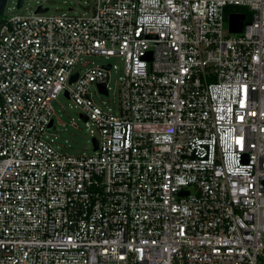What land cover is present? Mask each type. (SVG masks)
<instances>
[{
    "label": "built area",
    "instance_id": "obj_1",
    "mask_svg": "<svg viewBox=\"0 0 264 264\" xmlns=\"http://www.w3.org/2000/svg\"><path fill=\"white\" fill-rule=\"evenodd\" d=\"M89 56L122 61L116 112L89 88L118 65L74 73ZM62 92L90 154L47 135ZM0 264H264V0L3 15Z\"/></svg>",
    "mask_w": 264,
    "mask_h": 264
},
{
    "label": "rangeland",
    "instance_id": "obj_2",
    "mask_svg": "<svg viewBox=\"0 0 264 264\" xmlns=\"http://www.w3.org/2000/svg\"><path fill=\"white\" fill-rule=\"evenodd\" d=\"M17 0H9L5 10L4 16L10 14H22L27 15L33 12L38 4H42L43 8H48L49 14H79L84 12V6L86 3H90L91 0H24L23 4L19 8L11 9ZM237 9L238 11L244 8L232 7L228 11ZM87 60L93 61L94 65H102L106 63H112L118 65L117 70H111L110 72V86L111 90L107 96H101L98 94L96 86L91 85L89 91L93 98L99 102V98L105 100L109 106L112 107V111L116 112V106L119 99V77L122 73V61L117 57H110L109 59L103 56H89L83 57L81 62H78L73 72H83L90 64L82 65ZM54 113L52 115L53 125L47 131L49 138L56 136L54 146H59V151H64L69 154H81L92 153L93 143L92 136L85 125L84 119L80 116L81 109L74 105L72 99L68 98L63 92L57 95L56 98L51 101Z\"/></svg>",
    "mask_w": 264,
    "mask_h": 264
},
{
    "label": "water",
    "instance_id": "obj_3",
    "mask_svg": "<svg viewBox=\"0 0 264 264\" xmlns=\"http://www.w3.org/2000/svg\"><path fill=\"white\" fill-rule=\"evenodd\" d=\"M7 0H0V16L3 14L4 12V8L6 5ZM23 3V0H17V8L21 7ZM48 8H43L41 5H38L35 9V12H45L47 11ZM244 19H245V15L243 13H234V14H229L228 15V26H229V31L233 32V33H238L242 30L243 27V23H244ZM0 25H1V17H0ZM108 65L105 66L106 69H108ZM77 78V74H74L73 76H71L69 83H72L73 81H75ZM100 87L103 89V85H100ZM104 90V89H103ZM105 92V90H104ZM66 96H68L67 92L64 93ZM80 116L85 120L86 117L83 114H80ZM52 122H50L49 125H51ZM92 143H93V148L96 149L97 148V141L93 138L92 139ZM182 193H186L187 192H182Z\"/></svg>",
    "mask_w": 264,
    "mask_h": 264
},
{
    "label": "trees",
    "instance_id": "obj_4",
    "mask_svg": "<svg viewBox=\"0 0 264 264\" xmlns=\"http://www.w3.org/2000/svg\"><path fill=\"white\" fill-rule=\"evenodd\" d=\"M232 8V7H231ZM237 8V7H236ZM230 9V8H229ZM232 11H238L237 9H234V10H231V12ZM245 11V14H246V18H249V14H248V12L246 11V10H244ZM2 16L3 15H1L0 17H1V19H2Z\"/></svg>",
    "mask_w": 264,
    "mask_h": 264
}]
</instances>
